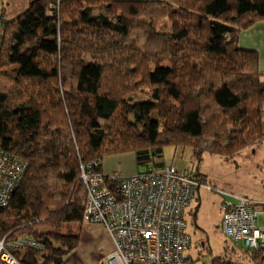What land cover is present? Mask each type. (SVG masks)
Listing matches in <instances>:
<instances>
[{"label":"trees","instance_id":"trees-1","mask_svg":"<svg viewBox=\"0 0 264 264\" xmlns=\"http://www.w3.org/2000/svg\"><path fill=\"white\" fill-rule=\"evenodd\" d=\"M0 20V150L27 162L0 214V241L14 246L17 264H54L77 248L81 174L104 173L108 156L131 152L145 168L136 174L172 167L213 188L165 166L164 149L190 143L198 155L233 158L264 143L259 56L238 44L264 24V0H28L24 13ZM199 190L181 215L190 248L185 214L196 222ZM218 194L221 209L237 203ZM242 244L244 259L211 264H264L263 249Z\"/></svg>","mask_w":264,"mask_h":264},{"label":"built area","instance_id":"built-area-1","mask_svg":"<svg viewBox=\"0 0 264 264\" xmlns=\"http://www.w3.org/2000/svg\"><path fill=\"white\" fill-rule=\"evenodd\" d=\"M3 36L0 20V48ZM26 169L24 159L0 150V213L6 209ZM82 180L87 195L85 221L101 224L113 241L105 264H196L185 254L190 240L184 234L186 222L181 215L197 188L213 189L208 184L178 176L172 167L160 172L149 169L128 177L118 172L88 170ZM108 184L117 185L116 196L106 188ZM252 204L240 197L236 204L226 202L222 206L221 231L243 240L247 248L264 250V229L256 225L257 211ZM14 244L35 245L25 240ZM13 247L0 241V264H17L10 254Z\"/></svg>","mask_w":264,"mask_h":264},{"label":"rangeland","instance_id":"rangeland-1","mask_svg":"<svg viewBox=\"0 0 264 264\" xmlns=\"http://www.w3.org/2000/svg\"><path fill=\"white\" fill-rule=\"evenodd\" d=\"M24 1L25 0H23V5ZM60 1L61 0H56L57 6ZM131 1H163L166 5L173 7L176 6L177 2L180 0ZM19 2L20 0H15V3L18 4ZM2 8H4V6L2 1H0V15ZM179 12L181 13L182 11ZM178 16L179 15H174V17ZM256 26L257 25L250 27V29L253 28L250 36H252L251 41H255L256 39L262 41L260 51L257 49L259 44L257 42H253L256 47L254 51L257 52L259 56L261 70V67L264 68V31H261ZM242 32L239 35L238 44L240 42V37L244 35ZM240 49L250 50L242 47H240ZM261 72L263 77L264 71L261 70ZM139 97L145 98V95L140 94ZM260 101L262 102V106L260 107L262 115L261 130L258 129V131L264 133V97H261ZM252 102H254V100H252ZM193 151L194 150H192V145L190 143L181 148L166 147L162 157V162L165 166H174L179 171L190 170L198 173L202 175V177L207 178V181L214 189L212 192L202 188L197 192L199 200H195V206L198 204L200 205L197 210V220L195 223L192 221V215H190L189 212H186L185 214L187 231L189 232L192 241L191 248H189L185 254L189 255L196 262V264H211L212 258L216 256H226L228 259L234 260L244 259L241 254L243 251L242 241L235 240L229 235H223L221 232V219L223 214L221 209L222 197L218 193L224 192L225 194H233L240 198L246 197L255 201L257 205L254 203L252 204V207H258L257 226L264 227V211H260L262 206L259 204L264 203V143L262 145L253 144L252 146L243 149L233 158H228L227 156L219 154L212 156L204 152H201L200 155H198L194 153L195 151ZM106 158V160L104 159L105 161L103 160L104 164H106V162H111L112 165L111 170L108 171L110 173L117 170L122 176H124L126 171H131V173L136 174L137 172L145 169L136 165L134 154L131 152L121 155H112ZM106 188L113 196H116V184H108L106 185ZM11 200L12 199L9 200L7 207L9 206ZM195 201H193V203ZM80 234H82V231Z\"/></svg>","mask_w":264,"mask_h":264},{"label":"crops","instance_id":"crops-1","mask_svg":"<svg viewBox=\"0 0 264 264\" xmlns=\"http://www.w3.org/2000/svg\"><path fill=\"white\" fill-rule=\"evenodd\" d=\"M4 8H2V12L0 15V19L11 20L24 13L28 6V1L20 0L17 4L15 0H0ZM14 6V7H13ZM256 27H258L261 31H264V24L259 23ZM253 28L242 32L244 35L240 37L239 46L244 49H252L255 50V44L253 42H257L259 45L257 46L258 51L261 50V40L256 39L255 41H251L250 34L253 31ZM261 66V65H260ZM261 70L264 71V68L261 67ZM108 159V158H106ZM105 159V160H106ZM104 160V161H105ZM103 161V169L106 170L104 173H110L108 171L111 170V162H106L104 164ZM113 172H118L117 170ZM119 173V172H118ZM134 175L131 171H126V177ZM255 202V201H254ZM262 207L260 211H264V203H259ZM257 205V203H256ZM257 210L258 207L256 206ZM261 228H264L261 226ZM82 234H80V241L77 248L72 251L68 256L61 258L62 260L55 262L54 264H105L106 256L112 252L113 250V241L109 233L104 229L101 224L85 222L82 226ZM68 259V260H67ZM67 260V261H66Z\"/></svg>","mask_w":264,"mask_h":264},{"label":"clouds","instance_id":"clouds-1","mask_svg":"<svg viewBox=\"0 0 264 264\" xmlns=\"http://www.w3.org/2000/svg\"><path fill=\"white\" fill-rule=\"evenodd\" d=\"M88 223V222H87Z\"/></svg>","mask_w":264,"mask_h":264}]
</instances>
